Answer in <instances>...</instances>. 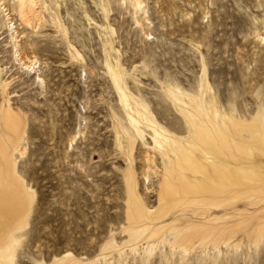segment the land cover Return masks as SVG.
<instances>
[{"label": "rangeland", "instance_id": "rangeland-1", "mask_svg": "<svg viewBox=\"0 0 264 264\" xmlns=\"http://www.w3.org/2000/svg\"><path fill=\"white\" fill-rule=\"evenodd\" d=\"M140 2L0 0V264H264V0Z\"/></svg>", "mask_w": 264, "mask_h": 264}, {"label": "bare ground", "instance_id": "bare-ground-1", "mask_svg": "<svg viewBox=\"0 0 264 264\" xmlns=\"http://www.w3.org/2000/svg\"><path fill=\"white\" fill-rule=\"evenodd\" d=\"M124 1V0H123ZM18 2V12L20 17L26 21L27 23L29 22V19L31 16H34L36 14L35 7H36V0H17ZM134 3L136 6H140L141 2L140 0H134ZM7 126L9 129L16 131L19 128V123L17 118L10 113L8 118H7ZM203 134L201 136V140L204 142H208V135ZM0 153L2 159L0 160V193L1 192H10L11 186L9 185L7 180L8 176V160H7V155L5 154L4 149L0 145Z\"/></svg>", "mask_w": 264, "mask_h": 264}]
</instances>
